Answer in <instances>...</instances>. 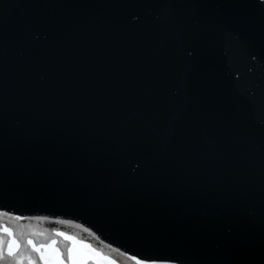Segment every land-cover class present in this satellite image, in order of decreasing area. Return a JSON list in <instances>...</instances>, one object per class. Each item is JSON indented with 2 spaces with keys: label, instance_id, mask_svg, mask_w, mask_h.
I'll use <instances>...</instances> for the list:
<instances>
[{
  "label": "water",
  "instance_id": "1",
  "mask_svg": "<svg viewBox=\"0 0 264 264\" xmlns=\"http://www.w3.org/2000/svg\"><path fill=\"white\" fill-rule=\"evenodd\" d=\"M0 212L264 264V0H0Z\"/></svg>",
  "mask_w": 264,
  "mask_h": 264
},
{
  "label": "rangeland",
  "instance_id": "2",
  "mask_svg": "<svg viewBox=\"0 0 264 264\" xmlns=\"http://www.w3.org/2000/svg\"><path fill=\"white\" fill-rule=\"evenodd\" d=\"M47 225L49 223L42 218L22 219L0 213V230L4 232V234L0 232V240L4 242V252L9 253L10 250L12 254L20 252L9 264H126L72 231L55 230L49 240L37 241L38 237L48 234ZM15 235L22 239L26 236V244L35 256L26 248L20 251L21 243ZM62 242H65L64 246Z\"/></svg>",
  "mask_w": 264,
  "mask_h": 264
},
{
  "label": "trees",
  "instance_id": "3",
  "mask_svg": "<svg viewBox=\"0 0 264 264\" xmlns=\"http://www.w3.org/2000/svg\"><path fill=\"white\" fill-rule=\"evenodd\" d=\"M0 213H4V212H0ZM4 214H8L11 216L18 217L16 215L9 214V213H4ZM18 218L24 219V218H32V217H18ZM38 218H42L43 220H46L49 223V225H47V229H46V231H48L47 232L48 234L44 235V237H42V236H40V238L38 237V239H36L37 241L44 242V241L49 240L54 235L55 230L72 231V232H75L77 235H79L82 239L90 241L94 246L103 250L104 252L113 256L114 258H117L126 264H136L134 261L129 259L126 255H124L122 252H120L117 249L101 242L91 231H89L88 229H86L82 225H79V224L74 223L72 221L61 220V219H53V218H46V217H38ZM67 224H69V225H67ZM71 226H73V227H71ZM75 226L78 227L79 229L75 228ZM9 227H10V229H12L11 226H9ZM0 232H2L4 234L3 231L0 230ZM15 237L20 240V243H21L20 251H22L23 248H26L31 253H33L35 256V253L26 244V241H25L26 236L23 239L18 237V235H15ZM64 243L65 242H62L63 246H64ZM19 253L20 252H16V253H13L12 255H9L8 253L4 252V258H3V260H0V264H9V262L11 260H13V258H15ZM36 259H37V261H39L37 256H36Z\"/></svg>",
  "mask_w": 264,
  "mask_h": 264
},
{
  "label": "snow or ice",
  "instance_id": "4",
  "mask_svg": "<svg viewBox=\"0 0 264 264\" xmlns=\"http://www.w3.org/2000/svg\"><path fill=\"white\" fill-rule=\"evenodd\" d=\"M5 231H8L7 229H5ZM62 235V234H61ZM3 241L2 240H0V260H3V258H4V249H3ZM29 243H31V241H29ZM9 255H12V252H11V250L9 251V253H8ZM71 258V257H70Z\"/></svg>",
  "mask_w": 264,
  "mask_h": 264
}]
</instances>
